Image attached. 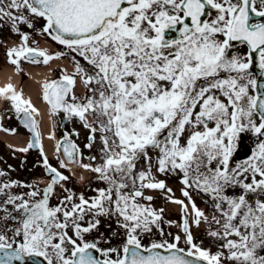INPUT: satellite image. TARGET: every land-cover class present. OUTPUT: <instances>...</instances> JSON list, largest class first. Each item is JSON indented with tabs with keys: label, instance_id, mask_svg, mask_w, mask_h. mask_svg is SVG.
Masks as SVG:
<instances>
[{
	"label": "snow or ice",
	"instance_id": "obj_1",
	"mask_svg": "<svg viewBox=\"0 0 264 264\" xmlns=\"http://www.w3.org/2000/svg\"><path fill=\"white\" fill-rule=\"evenodd\" d=\"M257 17L264 21V0H0V22L22 40L7 51L9 63L47 65L64 55L30 46V34L20 33V24L31 29L43 20V34L90 66L76 61L74 74L46 81L43 100L53 113L84 122L89 150L98 129L86 114H96L102 163L82 167L106 185L89 198L65 189L68 194L51 205L56 187L69 177L44 153L31 98L11 83L0 87V97L34 137L19 151L38 148L50 176L43 187L0 182V264H264V22ZM236 42L249 50L236 54ZM254 63L259 82L250 71ZM76 75L89 93L83 99L74 92ZM247 132L258 143L232 166ZM73 134L65 133L56 152L80 163L83 153ZM157 173L178 175L184 199ZM17 187L30 190L13 193ZM145 190L163 191L180 206L183 237L165 233V210L152 207L154 197ZM194 192L207 196L218 215L210 220ZM102 218L116 225L106 226L112 236L86 240ZM202 222L217 225L207 232L219 242L215 252L193 235ZM120 229L119 247H99L101 239L110 243L121 235ZM153 229L162 239L144 244Z\"/></svg>",
	"mask_w": 264,
	"mask_h": 264
},
{
	"label": "flooded vegetation",
	"instance_id": "obj_2",
	"mask_svg": "<svg viewBox=\"0 0 264 264\" xmlns=\"http://www.w3.org/2000/svg\"><path fill=\"white\" fill-rule=\"evenodd\" d=\"M212 15H215V12L212 13ZM1 23V33L0 38L3 39V42H6L8 44L9 39L14 38H21V35L18 34L16 31H14L9 23ZM34 23V22H33ZM35 24L33 28H28L26 24H20L19 29L20 33L27 32L30 35L34 32ZM20 35V36H18ZM2 43V42H1ZM3 45V49H7V46ZM63 53L71 52L73 57L75 58V62L79 61L81 65H83L86 69L91 71L90 66L87 65L86 61H84L80 56L73 53L69 49H62ZM2 55H4V52H2ZM81 78V77H80ZM77 97L83 99L85 95H88L87 88L85 87V84L82 80V84L80 87H76L74 90ZM58 117V133L60 139H64L65 133L68 132H74L78 133V135L73 134L72 140L79 146V149L83 153V159L80 163H70V161L67 160V158L60 154L58 157L57 155L52 156V162L55 163L59 168V162L58 160H64L67 164V168H60L64 175H67L69 177V180L66 182H61L60 185L56 187L55 193L51 200H58V202L68 193L65 192V189H70L71 191L75 192L77 195L80 193H83L85 198H89L96 193L93 191L96 188H102L105 187V183L103 181H100L97 179V174L84 169L82 167V164L84 163H90L95 166V164L102 163V158L100 154V148H101V136L102 133L99 131V124L96 118L95 113H89L86 114V117H91L93 122L89 123V125H92L94 127H97V132L95 133V141L93 142L92 149H88L85 147V145L89 142L88 138L90 136V129L84 126V122L80 121L76 117L68 118L66 113L59 112L56 113ZM88 121V120H87ZM90 156H96V161H91L88 159ZM155 156V155H153ZM144 165V161L140 162L141 167ZM0 171H4L7 173L5 177H0V182L7 181V180H16L21 182L22 184H37V182L41 181L43 179V175L49 176L46 173V169L42 166V156L39 150H30L27 155H18L17 152L11 150L10 148H5L3 145L0 146ZM153 172H155V167L153 168ZM163 178L167 181V183L170 184V187L175 189V185L177 183V175L170 174V175H164ZM162 179V178H160ZM39 186V185H38ZM30 189L26 187H17L13 188L11 191L13 193H24L28 192ZM145 195H150L147 190H145ZM154 197V196H153ZM142 203H148L147 201H141ZM152 207L154 208H164V222L162 223V227L168 232L176 233V230L178 227L176 224L178 223V219L176 215L173 212L172 205L168 199H166L165 194H161L160 190L158 192V196L154 197V200L151 202ZM173 221L171 225H169L167 222ZM109 224H101L98 231L93 232L92 234H95V239H99L101 234H103L104 237H106L105 234L112 233L109 231V229L106 227ZM112 229L113 226L111 225ZM157 232V231H156ZM112 235H110L111 237ZM102 242H104L101 239Z\"/></svg>",
	"mask_w": 264,
	"mask_h": 264
},
{
	"label": "rangeland",
	"instance_id": "obj_3",
	"mask_svg": "<svg viewBox=\"0 0 264 264\" xmlns=\"http://www.w3.org/2000/svg\"><path fill=\"white\" fill-rule=\"evenodd\" d=\"M37 35L34 34L33 35V39L36 40L37 39ZM40 37V36H39ZM38 37V38H39ZM55 43V42H54ZM53 42L51 43H46V47L47 48H55V44ZM243 51V52H242ZM233 52H235L236 54H245V47L242 46V45H237L234 47L233 49ZM27 82H28V79L27 77L26 78H20L19 81L17 82V86H16V91L17 92H20L22 91L23 92V96L25 98H31L32 100V103L38 107V109L41 111V112H44V113H51V111L49 109H47L46 105L44 104V100H43V84L45 82L40 81L39 83H37L36 87L32 89V91H28V89H26V85H27ZM221 99H224L223 97H221ZM0 112L4 113L6 115V117H8L9 119H12L14 118V115H16L17 113L14 111V109L12 108V105H11V102L10 101H4L2 103V109L0 110ZM49 117V116H47ZM0 118H1V114H0ZM8 119V120H9ZM19 132L22 133V135H24L26 137V134H25V131L22 129V128H18ZM17 132V133H19ZM20 133V134H21ZM245 135H248L246 136V138L253 144V146L256 147L257 143H258V138L251 132H247V133H244ZM42 136V141L43 143H48L49 146H53L56 144L57 142V138L55 137V134H54V131L52 129V120L50 119H47L46 120V132H45V136L43 134H41ZM242 139V137L240 138V140ZM247 158H242L241 161L245 160ZM233 163H234V159H233ZM181 186V183L178 182V185H177V189H179V187ZM240 192L239 189L236 190V193L238 194ZM178 193V192H177ZM195 196L196 197H199L201 198V202H204L205 204H207V201L205 200V197L207 199H209L207 196H204L200 193H195ZM229 194H232L231 190H229ZM206 207V206H205ZM215 209L212 207V205H209L208 207V210L207 211H211V212H214ZM212 215H218V213H216V211L214 213L211 214ZM209 228L208 225L206 224H203V226L201 225V227L199 226L198 228V232L200 234V239L197 240V242L199 241H203V247L205 248H210L212 250V252H215L217 250V245H218V241H215L213 240L211 237H209L207 235V232L204 234V233H200L202 232L203 230H205V228ZM209 230V229H208ZM88 234H86V237H87ZM167 237V238H166ZM166 237H163V239H169V236L166 235ZM153 238H157L158 240L162 239L160 238L159 236H157L155 234V232H153V234L151 236H145V238L143 239V241L145 243H149L151 240H153ZM117 244H115L114 247H118L116 246ZM120 245V244H119Z\"/></svg>",
	"mask_w": 264,
	"mask_h": 264
},
{
	"label": "bare ground",
	"instance_id": "obj_4",
	"mask_svg": "<svg viewBox=\"0 0 264 264\" xmlns=\"http://www.w3.org/2000/svg\"><path fill=\"white\" fill-rule=\"evenodd\" d=\"M63 63H65V62L57 59V60H53L48 66L28 68V70H27L28 71V82H27V85L25 88L31 92L32 89L36 87L37 83H39L42 78L45 79L49 75L52 74V70L55 67V65H57V64L63 65ZM65 65H67V64L65 63ZM19 76H20L19 72L14 67H4L2 70H0V87H5L9 83H11L16 88ZM4 100H6V99L3 97L0 98V105ZM37 114H39V116H41V131L43 132V135L45 136L46 114L40 112L39 110H38ZM6 139L9 143H12L14 145H21V144H24L26 138L23 137L21 134H16L13 137L8 136Z\"/></svg>",
	"mask_w": 264,
	"mask_h": 264
},
{
	"label": "water",
	"instance_id": "obj_5",
	"mask_svg": "<svg viewBox=\"0 0 264 264\" xmlns=\"http://www.w3.org/2000/svg\"><path fill=\"white\" fill-rule=\"evenodd\" d=\"M177 34H178V33H177ZM257 70H258V74H259V71H260L259 68H258ZM259 79H260V78H259V75H258V82H259ZM245 147L247 148V146H245ZM42 264H43V263H42Z\"/></svg>",
	"mask_w": 264,
	"mask_h": 264
}]
</instances>
